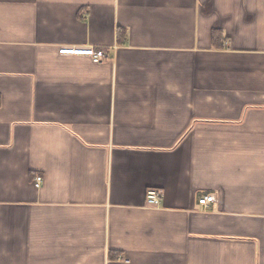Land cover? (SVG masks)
<instances>
[{
  "label": "crops",
  "instance_id": "1",
  "mask_svg": "<svg viewBox=\"0 0 264 264\" xmlns=\"http://www.w3.org/2000/svg\"><path fill=\"white\" fill-rule=\"evenodd\" d=\"M0 264H264V0H0Z\"/></svg>",
  "mask_w": 264,
  "mask_h": 264
},
{
  "label": "built area",
  "instance_id": "2",
  "mask_svg": "<svg viewBox=\"0 0 264 264\" xmlns=\"http://www.w3.org/2000/svg\"><path fill=\"white\" fill-rule=\"evenodd\" d=\"M61 54H84L91 57L93 62L100 63L104 60H107L109 55L103 49H95L94 47L87 48H72L65 47L60 49ZM43 178L41 176L36 177L35 185L36 187H40ZM216 197L214 194L204 195L199 199V204L202 207H207L209 204L215 202ZM147 203L149 206L157 207L161 203V192L156 189H150L147 192Z\"/></svg>",
  "mask_w": 264,
  "mask_h": 264
}]
</instances>
